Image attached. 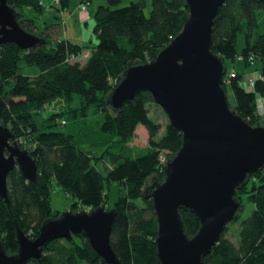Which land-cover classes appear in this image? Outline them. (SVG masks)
Returning a JSON list of instances; mask_svg holds the SVG:
<instances>
[{"label": "trees", "instance_id": "obj_1", "mask_svg": "<svg viewBox=\"0 0 264 264\" xmlns=\"http://www.w3.org/2000/svg\"><path fill=\"white\" fill-rule=\"evenodd\" d=\"M80 1L89 5L91 0ZM120 2L105 0L96 7L92 28L96 44L81 46L65 39L52 41L46 32L48 27L39 30L34 19L23 16V11L40 16V0H7L18 13L21 27L44 41L27 50L12 43L0 45V124L11 131L13 142L23 138L25 144L18 146L30 153L37 166L35 183L25 180L15 167L7 178L9 205L0 198V240L7 255L17 251L15 225L34 240L45 220L62 213L52 211L50 206L51 187L56 184L75 199L69 206L73 212L99 207L115 211L110 245L120 264H156L153 242L157 224L152 200L144 189L147 180L163 181L165 163L161 158L167 160L180 149L181 134L168 122L158 137L161 126L149 117V105L155 103L148 92H139L117 112L106 104V96L129 64L153 60L181 31L187 8L184 0H150L146 16L147 0L115 8ZM51 8L68 12L69 0H56ZM262 12L264 0H225L212 32V50L224 65L225 60L235 63L238 55L244 57L242 65L246 68L251 66L247 60L250 55L261 63L254 71L261 78L255 80L252 90L242 88L241 73L232 71L229 76L226 69L224 78L229 77V84L223 80L222 86L234 99L230 108L251 126H264V34L259 32ZM239 33L244 35L245 45L237 53ZM82 55L86 58L83 63L79 60ZM75 95L83 116L94 107L103 117L100 130L110 139L101 157L80 150L72 136L52 129L62 112L50 115L42 128L35 121L48 103L60 99L70 105ZM257 98L262 100L260 107ZM139 125L145 128L148 140L147 148L136 155L130 143ZM97 159L107 160L103 172L95 166ZM110 184L121 186L124 193L112 208H105ZM236 199L239 208L229 224L239 223L237 245L224 237L227 227L201 264H264V167L236 190ZM243 200L252 203L253 210L241 220ZM179 214L185 234L191 238L199 222L188 209H180ZM82 263L101 264L86 239L73 237L71 241L48 243L41 259L27 264Z\"/></svg>", "mask_w": 264, "mask_h": 264}, {"label": "water", "instance_id": "obj_2", "mask_svg": "<svg viewBox=\"0 0 264 264\" xmlns=\"http://www.w3.org/2000/svg\"><path fill=\"white\" fill-rule=\"evenodd\" d=\"M225 0H184L187 13L181 31L148 63L129 64L106 96L113 112L148 92L181 134V147L163 167V181H150L144 194L152 200L157 231L156 264H201L224 234L239 208L236 190L264 167V126L249 125L228 102L223 89L226 66L212 50L214 19ZM20 50L44 43L25 31L18 13L0 0V45ZM0 124V198L9 205L7 178L17 167L36 182L37 166L27 150L12 141ZM188 209L199 229L188 238L179 214ZM115 211L102 207L71 210L45 220L32 240L15 225L17 251L7 255L0 240V264H27L41 259L54 240L83 237L101 264H120L110 237Z\"/></svg>", "mask_w": 264, "mask_h": 264}, {"label": "rangeland", "instance_id": "obj_3", "mask_svg": "<svg viewBox=\"0 0 264 264\" xmlns=\"http://www.w3.org/2000/svg\"><path fill=\"white\" fill-rule=\"evenodd\" d=\"M136 0H121V2L115 6V8L125 7L129 5L131 2H135ZM54 3V2H53ZM81 3L79 4V6ZM97 0H93L92 5L87 6L85 11H81L78 6V12L83 17L82 22L86 25H82L83 36L85 38L89 35H93V15L97 7ZM150 11V0H147V6L144 8V13L147 16ZM23 16L25 18H32L35 20L38 26H42V19L35 14L34 12L23 11ZM67 16V15H66ZM260 30L261 34H264V12H262V16L260 19ZM84 38V39H85ZM91 39V38H90ZM89 39V40H90ZM88 40V41H89ZM53 41V40H52ZM91 41H94L92 39ZM96 43V40H95ZM245 45L244 35L239 33L236 39V51L240 53ZM88 53H85L84 56H87ZM80 62L83 63L86 58L83 55L79 58ZM227 73H231L232 71H237L241 73L244 78H246L250 74H256L254 70H257L261 67V63L258 60H255L253 65L246 68L242 65L241 62L235 61V63L230 62V60H225ZM227 74V75H228ZM228 93V101L230 105H234V99L232 95ZM80 99L77 95L74 96V99L70 105L64 104L60 99H55L52 102L46 105V108L41 111V113L35 117V121L39 128L47 125V122L44 121L50 117L52 114H58L62 112V115L57 118L55 123L56 127H52L53 130L60 131L65 133L66 135H70L73 138L75 145L82 151L94 155V157H101L102 152L104 150L103 147L106 146L105 142H107L110 138L108 134H104L100 130V126L103 120L102 115L98 114L94 107H90L86 112L87 116H83L80 113ZM149 117L160 124L161 129L158 134V137L162 135L164 132L165 126L168 124V118L163 112V110L155 104L149 105ZM65 120V124L61 125L60 121ZM48 130V129H47ZM147 140L148 135L145 128L141 125L136 127L135 135L130 143V146L133 149V152L136 155L140 154L147 148ZM107 160L97 159L95 161V166L97 170L103 172L104 165H107ZM151 180H147L148 184H150ZM124 189L121 186L116 184H110L107 188V198H106V207L112 208L114 202L118 198L119 195H123ZM244 201V200H243ZM75 202V199L71 196L66 195L56 184H53L51 187L50 193V206L52 211H59L60 213L68 211L69 206ZM89 210V209H87ZM253 210V205L249 201H244L242 210L240 211L239 217L240 219H246ZM86 211V210H85ZM228 230L225 232L224 237L230 240L233 244L237 245L238 242V228L239 223L228 224ZM84 264V263H82Z\"/></svg>", "mask_w": 264, "mask_h": 264}, {"label": "crops", "instance_id": "obj_4", "mask_svg": "<svg viewBox=\"0 0 264 264\" xmlns=\"http://www.w3.org/2000/svg\"><path fill=\"white\" fill-rule=\"evenodd\" d=\"M55 0H40L43 9L40 13V19H42V26H38L39 30L48 27L46 31L47 34H50V38L53 41L58 40H68L73 44L77 45H90L94 46L95 37L94 35H89L85 38L83 36L82 25H86L82 22L83 17L80 16L81 14L77 11L79 4L81 3L80 0H69V11L68 12H59L53 8H51V4H53ZM93 0L90 1L89 5H92ZM97 6L105 4V0H97ZM88 10V9H87ZM86 10V11H87ZM67 15V16H66ZM94 26V23H93ZM85 38V39H84ZM94 39V41H91ZM89 40V41H88ZM88 55V54H87ZM255 71V70H254ZM258 73V72H256ZM253 74L248 75L247 77H252ZM246 77V78H247ZM245 79V78H243Z\"/></svg>", "mask_w": 264, "mask_h": 264}, {"label": "built area", "instance_id": "obj_5", "mask_svg": "<svg viewBox=\"0 0 264 264\" xmlns=\"http://www.w3.org/2000/svg\"><path fill=\"white\" fill-rule=\"evenodd\" d=\"M87 6H88L87 3H81V5L79 6V9L81 11H85ZM71 59H74V58H71ZM236 59L238 62H241V63L244 62V57L242 55H238L236 57ZM247 60H248L249 64L252 65L255 61V58L253 55H250L247 58ZM232 75H233V73L231 72L229 76H232ZM259 78H261V76L258 73H256V74H253L252 77H247V78L243 79L242 83H241L242 88L244 90H247V91L252 90L254 88V85H255V80L259 79ZM224 83L229 84V77L224 78ZM256 104L258 107H260L262 104V100L260 98H257ZM60 123H61V125H64L66 122L64 120H61ZM17 144H25L23 138H19ZM161 162L165 163L166 158H161ZM86 211H90V210H86Z\"/></svg>", "mask_w": 264, "mask_h": 264}]
</instances>
